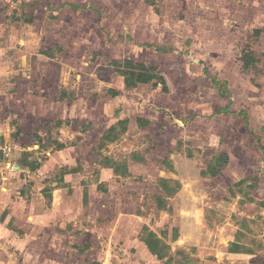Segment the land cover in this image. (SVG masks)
I'll list each match as a JSON object with an SVG mask.
<instances>
[{
	"label": "rangeland",
	"instance_id": "1",
	"mask_svg": "<svg viewBox=\"0 0 264 264\" xmlns=\"http://www.w3.org/2000/svg\"><path fill=\"white\" fill-rule=\"evenodd\" d=\"M152 1L155 6L145 0H0V39H13L9 45L20 52L12 53L10 65L24 72L17 90L8 80L7 94L22 93L20 111L35 104L34 122L27 118L24 127L38 126L42 146L63 136L44 115L50 105L72 111L65 140L86 141L77 164L93 168H82L81 190L95 203L72 213L83 219L76 224L92 229L88 237L77 231L76 238L91 242L93 251L69 252L71 241L60 247L59 239L41 234L36 238L45 240L41 245L53 242L52 251L26 254L6 242L0 264H162L149 250L158 236L172 264H264V0ZM245 52L258 59L255 67H244ZM63 93L67 102L60 103ZM139 118L150 125L140 128ZM122 121H128L125 133ZM114 125L119 139L98 149L100 135ZM221 153L229 165L211 178L208 165ZM130 160L146 164L136 174L142 180L118 181L106 171L99 185L95 163L122 168ZM164 175L182 189L161 210L154 196ZM242 180L249 182L236 187ZM7 182L14 192L26 191L15 178ZM74 223L70 230L78 228ZM232 242L253 254L229 255Z\"/></svg>",
	"mask_w": 264,
	"mask_h": 264
},
{
	"label": "crops",
	"instance_id": "2",
	"mask_svg": "<svg viewBox=\"0 0 264 264\" xmlns=\"http://www.w3.org/2000/svg\"><path fill=\"white\" fill-rule=\"evenodd\" d=\"M11 40L13 39H0V141L11 147V153L7 158H5L3 166L0 167L2 181H5H0V249H6V242H11L10 244H15L19 250L24 251L26 254L36 250L49 252L52 251L53 242L42 245L40 242L45 241L44 239H47L48 241L49 237H52V239L60 240V244L58 245L60 247H65L66 244L64 243L71 241L68 245H66V249L69 252L79 251L82 253L85 251H93L94 248L90 246L93 245L91 242L80 243V239L76 238L77 231H83L85 236L88 237L89 233L93 232L92 229L76 224L77 220L78 222H81L83 220L82 218L77 217V219H75V217H72L74 207L79 209L80 206L83 207L84 205H89L90 207H93L95 205L92 198L89 196L88 199V196L84 195L83 190H81L82 180L84 178L82 175V168H84L83 171L87 173L93 171V168L86 164L83 165L82 168H79L77 164V160L80 156H85V153L87 152V150L84 149L86 141H83L82 139L78 145L67 144L65 140L67 137H65L64 134H68L69 128H66V126L69 124V120H71L72 111L64 108L59 112L55 111L56 108H53L52 111V105H50L51 110H49L50 108L47 109V114L44 113V115L53 120L52 125L55 129L58 127L57 125H60L58 131L60 134L62 133L64 137H53L51 140L58 142L59 144L66 145V148L57 150L54 145V147L49 148L48 151L43 150V146L41 144L44 143L45 135H43L41 131L37 130L38 126L34 125L32 130L24 127V124L27 122L25 121L27 118H30L31 121L34 120L33 116H36L38 109L35 108V104L30 101L31 103H29V107L26 106L25 109L26 111L28 110V112L23 110L20 111L19 106H22V109H24V105L26 104L21 102L24 101L21 96L22 93L20 95L16 94L15 96L7 94V86L10 85L8 80L14 82L13 87L17 90V87L22 84L21 80L23 79L21 76L24 74L23 69H13L10 65L12 63V53H14V56L17 57L19 54L18 52H20L16 51V46L12 47L9 45V41ZM10 77L12 79H10ZM59 101H61L60 103H62V101L65 103L67 102V99L65 98L64 100ZM53 105L56 106L58 104L54 101ZM9 108L12 109L15 114L8 115L7 111ZM55 117L57 119H55ZM10 120H17V123L15 122V126L14 121ZM57 122L59 124H56ZM135 123L140 128H146L150 125L148 120H144L142 118L137 119ZM15 127L19 128L17 130L18 135H14L15 143H12L11 133L16 132ZM106 130L99 137L100 139L97 142L98 149ZM54 134H56V131L53 132V135ZM50 137L51 136L47 137V139L50 140ZM30 141L32 143L29 145ZM34 154L46 155L48 159L43 164L36 160H28L27 157ZM29 164L39 165L40 167L33 170L30 166H28ZM210 164L211 162L209 165ZM166 165L171 168V170L168 168H165V170L173 172L174 168L172 163H166ZM127 166L129 174L123 177L115 173L114 163H111L110 166L106 167L99 164V162L95 163L94 169L98 168V170L100 169L102 173L99 185L105 181L103 176L106 171H111V178L118 181H128L132 179L131 177H134L135 180H137L136 178H138V176L136 174L140 172V170L143 171L146 164H144V161L138 160V162H136L130 160ZM74 170H78L79 172L71 173V171ZM55 172H60V175H56L54 179L50 181L49 179ZM63 173L66 174L63 175ZM165 175L158 179V194L154 196L157 206L161 210H166L168 208L165 203L166 200L174 198L181 191L179 190V192H176L174 195H169L165 190V185L162 181H168L170 189L174 188L172 185L174 182L179 184L181 186L180 189H182V183L177 180L174 181V179H169L166 177L167 175ZM12 178L16 179V183H20L21 190L26 189V191L14 192L11 188L12 183L10 184L7 182V180L11 181ZM138 180L142 179L138 178ZM134 184L137 183L135 182ZM95 186L96 185H93V188ZM71 190L79 191V193L77 196H72L70 195ZM14 194H16L15 198H12V195ZM85 221L87 222L88 218H85ZM73 222H75L74 225H77L76 227L78 228L70 230V228L73 227L71 226V223ZM147 230L148 229H146V231ZM58 231L60 233H58ZM41 234H44V239L36 238ZM158 239H161V237H156V240L150 244V253L152 246ZM178 239L179 238L174 240L178 241ZM73 240L75 241L73 242ZM228 254L233 256L252 255L231 254L229 252V245ZM151 255L154 256L152 253ZM30 257H28L27 260H29ZM44 264L50 263L45 262Z\"/></svg>",
	"mask_w": 264,
	"mask_h": 264
},
{
	"label": "trees",
	"instance_id": "3",
	"mask_svg": "<svg viewBox=\"0 0 264 264\" xmlns=\"http://www.w3.org/2000/svg\"><path fill=\"white\" fill-rule=\"evenodd\" d=\"M145 2L149 5L155 6V4H154L155 1L145 0ZM257 33H259V31H257ZM243 57H244V67L246 69H250L252 67H255V65L258 62V59L251 52H245ZM115 64H117V62H115ZM110 92L112 93L113 97H117L119 95V93L117 91L112 90ZM65 95L66 94L63 93L61 95V97L59 98V100L65 99ZM223 111H225V110H221L220 112H223ZM119 124L121 125V133H125L127 131L128 121H122ZM116 132H117V126L116 125L110 127L105 132L104 136L102 137L101 144H100L99 148L104 147L107 143H110V142L113 143V142L117 141L119 139L120 135ZM51 145H55L57 150H62L64 148H66V145L59 144L58 142L52 143ZM51 145H46V146L44 145L43 148H45V149L51 148L52 147ZM229 162H230V158L226 153H221L219 155H216L213 158V161L211 162V164L208 166L207 171L209 173V176L211 178L218 177L220 175L222 169L229 165ZM28 166H30V168L33 170H36L40 167L39 165H35V164L34 165L29 164ZM115 166L116 167L114 168V171L117 175L124 177V176L129 174L127 164L121 165V166H123L122 168H119L118 164H116ZM75 172H79V171L78 170L71 171V173H75ZM65 174L66 173H63V175H65ZM162 182L164 183L165 190L167 191V193L169 195H174L180 189L179 184H178L177 188L170 189L168 181L163 180ZM247 182H249V181L242 180L236 185V187H241ZM260 206L264 207V203H261ZM177 238H178V235H175L174 239L176 240ZM169 252H170V248L162 240H158L151 248V253L154 256H156L158 258V260L161 261L163 264H172L173 263L174 259H173V257H171V255H169ZM229 252L231 254H253L251 249H248L247 247H244L240 243H236V242L230 243Z\"/></svg>",
	"mask_w": 264,
	"mask_h": 264
},
{
	"label": "built area",
	"instance_id": "4",
	"mask_svg": "<svg viewBox=\"0 0 264 264\" xmlns=\"http://www.w3.org/2000/svg\"><path fill=\"white\" fill-rule=\"evenodd\" d=\"M11 153V147L0 141V167L3 166L5 158Z\"/></svg>",
	"mask_w": 264,
	"mask_h": 264
}]
</instances>
